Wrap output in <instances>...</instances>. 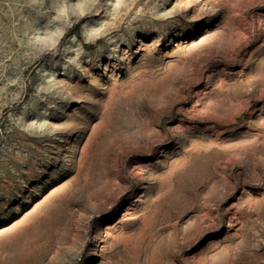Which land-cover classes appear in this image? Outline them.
<instances>
[{
  "label": "rangeland",
  "instance_id": "374dc122",
  "mask_svg": "<svg viewBox=\"0 0 264 264\" xmlns=\"http://www.w3.org/2000/svg\"><path fill=\"white\" fill-rule=\"evenodd\" d=\"M0 264H264V0H0Z\"/></svg>",
  "mask_w": 264,
  "mask_h": 264
},
{
  "label": "clouds",
  "instance_id": "9594fccd",
  "mask_svg": "<svg viewBox=\"0 0 264 264\" xmlns=\"http://www.w3.org/2000/svg\"><path fill=\"white\" fill-rule=\"evenodd\" d=\"M63 14H65V15L67 14L66 10L64 11V13H63Z\"/></svg>",
  "mask_w": 264,
  "mask_h": 264
}]
</instances>
